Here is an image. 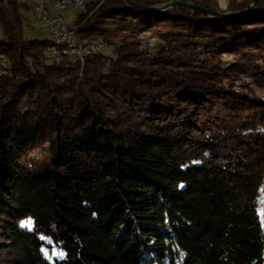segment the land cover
Listing matches in <instances>:
<instances>
[{
    "label": "trees",
    "instance_id": "obj_1",
    "mask_svg": "<svg viewBox=\"0 0 264 264\" xmlns=\"http://www.w3.org/2000/svg\"><path fill=\"white\" fill-rule=\"evenodd\" d=\"M31 7L0 0V264H264V0H87L103 47L59 61Z\"/></svg>",
    "mask_w": 264,
    "mask_h": 264
},
{
    "label": "built area",
    "instance_id": "obj_2",
    "mask_svg": "<svg viewBox=\"0 0 264 264\" xmlns=\"http://www.w3.org/2000/svg\"><path fill=\"white\" fill-rule=\"evenodd\" d=\"M82 0H37L33 6L32 14L35 17L34 26L38 29L49 30L54 37H69L70 46L65 49H50L48 54L53 56L56 61L62 58V55H78L82 59V52L86 49H96V52L102 49L101 43H85L80 41L77 36H71L69 27L63 24L60 13L68 8L81 9ZM50 7H54L57 12L51 13ZM154 39H149L148 45L152 46ZM264 212V209H262Z\"/></svg>",
    "mask_w": 264,
    "mask_h": 264
},
{
    "label": "rangeland",
    "instance_id": "obj_3",
    "mask_svg": "<svg viewBox=\"0 0 264 264\" xmlns=\"http://www.w3.org/2000/svg\"><path fill=\"white\" fill-rule=\"evenodd\" d=\"M24 1L31 4L32 7L29 10H27L25 8L21 9V12L24 14V19H23V24H22V36L24 38H45V37H48V38L52 39V35H51L49 30L38 29L36 26H34L35 17L32 14V11H33V6L37 2V0H24ZM86 1L87 0L81 1V9L68 8V9H66L60 13V15L63 19V24L66 25L67 27L71 28V30H74V32L76 34L75 36H77L80 39V41H82V42H84V41L80 38L79 34L75 30L78 27L75 19H76L77 14L83 10L84 3ZM50 12L55 13L57 11L54 7H50ZM0 35H1V33H0ZM149 39H154V41H155L154 37H149L147 42L149 41ZM96 42L101 43L100 41H92V42H85V43H96ZM102 47H103V44H102ZM66 55L67 54H64V55H62V57L66 56ZM146 56H150V53H147ZM244 79L248 80L247 77H245ZM262 201H264V200H262Z\"/></svg>",
    "mask_w": 264,
    "mask_h": 264
},
{
    "label": "water",
    "instance_id": "obj_4",
    "mask_svg": "<svg viewBox=\"0 0 264 264\" xmlns=\"http://www.w3.org/2000/svg\"><path fill=\"white\" fill-rule=\"evenodd\" d=\"M256 1L257 0H249L242 10H230L228 8L226 9L207 8V7L198 5L188 0H167V1L152 3V4H143V3H137L133 0H126V2L132 6L139 7V8H147V9L156 10L160 12H168L169 9L173 7L174 5H185L193 9L202 11L204 13L217 15V16H224V17L238 16V15L249 13L254 8Z\"/></svg>",
    "mask_w": 264,
    "mask_h": 264
},
{
    "label": "bare ground",
    "instance_id": "obj_5",
    "mask_svg": "<svg viewBox=\"0 0 264 264\" xmlns=\"http://www.w3.org/2000/svg\"><path fill=\"white\" fill-rule=\"evenodd\" d=\"M71 30V28H69ZM71 36H75L74 30H71ZM54 41V45L50 49H65L67 46H70V39L69 37H54L52 36ZM96 49H86L82 52V55H90L95 53ZM260 209H264V201L260 202Z\"/></svg>",
    "mask_w": 264,
    "mask_h": 264
},
{
    "label": "crops",
    "instance_id": "obj_6",
    "mask_svg": "<svg viewBox=\"0 0 264 264\" xmlns=\"http://www.w3.org/2000/svg\"><path fill=\"white\" fill-rule=\"evenodd\" d=\"M156 3L167 0H154ZM214 8L226 9L231 0H210Z\"/></svg>",
    "mask_w": 264,
    "mask_h": 264
}]
</instances>
